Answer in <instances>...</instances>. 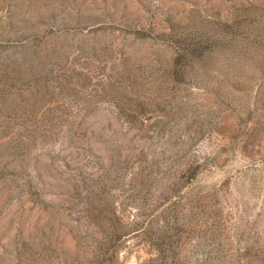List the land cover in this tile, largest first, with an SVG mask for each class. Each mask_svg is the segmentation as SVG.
I'll use <instances>...</instances> for the list:
<instances>
[{"label":"rangeland","instance_id":"374dc122","mask_svg":"<svg viewBox=\"0 0 264 264\" xmlns=\"http://www.w3.org/2000/svg\"><path fill=\"white\" fill-rule=\"evenodd\" d=\"M0 264H264V0H0Z\"/></svg>","mask_w":264,"mask_h":264}]
</instances>
